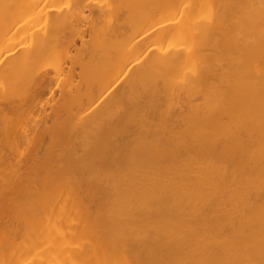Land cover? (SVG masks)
<instances>
[{
  "label": "bare ground",
  "instance_id": "obj_1",
  "mask_svg": "<svg viewBox=\"0 0 264 264\" xmlns=\"http://www.w3.org/2000/svg\"><path fill=\"white\" fill-rule=\"evenodd\" d=\"M22 1L0 0V264H264V0Z\"/></svg>",
  "mask_w": 264,
  "mask_h": 264
},
{
  "label": "rangeland",
  "instance_id": "obj_2",
  "mask_svg": "<svg viewBox=\"0 0 264 264\" xmlns=\"http://www.w3.org/2000/svg\"><path fill=\"white\" fill-rule=\"evenodd\" d=\"M35 1H37V0H24L22 2H19V4L17 5V10L18 11H24V12L33 11L35 9V6H36V4H34ZM42 1L44 2V0H41V2ZM80 1H81V4L98 5V6L107 7L109 5V3L113 2L114 0H80ZM180 1H182V0H180ZM58 2L62 4L63 9H66L68 7H71L74 4L75 0H58ZM166 11H167V9H165V12ZM84 13L85 14L83 16H85L87 14L86 12H84ZM105 17H107V16H105ZM81 19H82V17H79L78 21L80 22ZM103 20H104V22H107L106 18ZM174 20H175V18H174ZM25 27H30L31 30L35 29V31L43 30L45 27L44 20L39 21V22L31 21L28 24H23L21 29H23ZM24 41H25L24 44L21 45L17 51H15L13 54H11V57L16 55V53L18 54V53L22 52L27 47V43L29 42L28 36L25 37ZM72 54H73V51L68 50L66 45L62 44L56 48L54 53L50 54L47 57L44 56L38 62L37 66H39V67L41 66L42 68L43 67L50 68V66H53L56 64V65H60L64 68L68 65L67 57L69 55H72ZM64 65H66V66H64ZM5 260H6V257H5Z\"/></svg>",
  "mask_w": 264,
  "mask_h": 264
}]
</instances>
